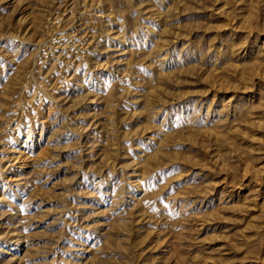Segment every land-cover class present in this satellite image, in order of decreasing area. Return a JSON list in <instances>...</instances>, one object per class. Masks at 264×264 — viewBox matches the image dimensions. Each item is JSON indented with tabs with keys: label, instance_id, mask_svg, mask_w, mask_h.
Returning <instances> with one entry per match:
<instances>
[{
	"label": "rangeland",
	"instance_id": "374dc122",
	"mask_svg": "<svg viewBox=\"0 0 264 264\" xmlns=\"http://www.w3.org/2000/svg\"><path fill=\"white\" fill-rule=\"evenodd\" d=\"M0 264H264V0H0Z\"/></svg>",
	"mask_w": 264,
	"mask_h": 264
}]
</instances>
